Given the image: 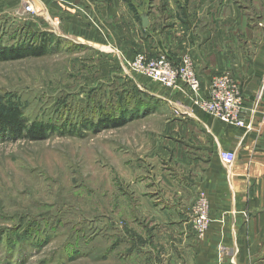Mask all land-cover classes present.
Masks as SVG:
<instances>
[{
    "label": "rangeland",
    "instance_id": "1",
    "mask_svg": "<svg viewBox=\"0 0 264 264\" xmlns=\"http://www.w3.org/2000/svg\"><path fill=\"white\" fill-rule=\"evenodd\" d=\"M34 16L0 10V48L39 40L24 26ZM52 42L43 56L0 60V103L60 127L42 140H0V264H183V238L155 210L174 194L158 154L171 109L133 112L120 127L96 123L136 53L126 61L109 46L107 59L100 43Z\"/></svg>",
    "mask_w": 264,
    "mask_h": 264
},
{
    "label": "crops",
    "instance_id": "2",
    "mask_svg": "<svg viewBox=\"0 0 264 264\" xmlns=\"http://www.w3.org/2000/svg\"><path fill=\"white\" fill-rule=\"evenodd\" d=\"M23 1L0 0V10L19 14ZM29 1L37 12L25 27L93 48L100 43L107 59L109 46L126 61L167 52L178 63L189 54L205 84L222 73L241 82L249 128L196 109L186 87L168 88L132 71L118 78L122 90L137 87L145 100L159 102L157 109L172 111L158 154L169 161L174 177L164 183L174 194L161 195L155 210L169 233L183 238V264H264V0ZM224 149L236 153L235 161L221 159ZM200 194L211 222L197 237L191 215Z\"/></svg>",
    "mask_w": 264,
    "mask_h": 264
},
{
    "label": "built area",
    "instance_id": "3",
    "mask_svg": "<svg viewBox=\"0 0 264 264\" xmlns=\"http://www.w3.org/2000/svg\"><path fill=\"white\" fill-rule=\"evenodd\" d=\"M23 4L25 13L36 14L37 11L31 1L24 0ZM54 21L56 24L60 23L58 17H55ZM132 61L134 73L144 75L168 88L186 87L194 107L201 112L236 127L249 128L243 116L242 85L231 74L215 75L208 84H205L189 54L182 56L179 62L175 63L167 52H162L156 57L139 52ZM220 157L229 164L235 161L237 155L234 151L224 149L220 151ZM193 212L195 231L199 236H203L210 221L209 202L203 194L193 206Z\"/></svg>",
    "mask_w": 264,
    "mask_h": 264
},
{
    "label": "trees",
    "instance_id": "4",
    "mask_svg": "<svg viewBox=\"0 0 264 264\" xmlns=\"http://www.w3.org/2000/svg\"><path fill=\"white\" fill-rule=\"evenodd\" d=\"M34 32L37 33V35H40L39 40L36 42L33 40L31 42L32 44L26 42L17 46L2 47L3 49L0 48V60L6 61L22 59L28 56H43L47 53L49 48L51 49L53 43L52 38L55 37L56 39H59L48 31ZM117 90L118 89H116V91ZM118 92L119 95L117 101L112 103L109 110L105 109L100 113L93 110V113L95 112L98 115L96 123H100L104 126L120 127L131 119V117L128 116L133 115V112L136 113L151 107L157 108L159 104V102L153 97H151L149 101L145 100L143 96L147 97L148 95L141 92L137 87L125 90L120 89ZM85 123H87L88 126L92 125V122L90 123V121ZM59 128L60 127H56L51 123L37 124L30 122L23 117L22 110L19 107H6L0 103V140H42L45 139L49 133H52Z\"/></svg>",
    "mask_w": 264,
    "mask_h": 264
},
{
    "label": "water",
    "instance_id": "5",
    "mask_svg": "<svg viewBox=\"0 0 264 264\" xmlns=\"http://www.w3.org/2000/svg\"><path fill=\"white\" fill-rule=\"evenodd\" d=\"M142 20H143V25H147L148 24V17L147 15H142Z\"/></svg>",
    "mask_w": 264,
    "mask_h": 264
}]
</instances>
